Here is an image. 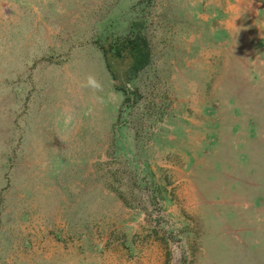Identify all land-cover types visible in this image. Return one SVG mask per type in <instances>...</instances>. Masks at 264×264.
I'll return each instance as SVG.
<instances>
[{"label": "rangeland", "instance_id": "obj_1", "mask_svg": "<svg viewBox=\"0 0 264 264\" xmlns=\"http://www.w3.org/2000/svg\"><path fill=\"white\" fill-rule=\"evenodd\" d=\"M0 264H264V0H0Z\"/></svg>", "mask_w": 264, "mask_h": 264}, {"label": "trees", "instance_id": "obj_2", "mask_svg": "<svg viewBox=\"0 0 264 264\" xmlns=\"http://www.w3.org/2000/svg\"><path fill=\"white\" fill-rule=\"evenodd\" d=\"M131 27H138V25H136V24H134V23H132L131 24ZM137 41L136 40H134V39H129V40H127L126 41V43L124 44V49H125V47L127 48V47H129V48H131V49H134L137 45V43H136ZM102 52H103V57H104V62H105V65H106V68H107V70H108V72H109V74L111 75V77H112V79L114 80V81H117V71H116V68H115V63H113L114 61H113V57H112V55L110 54V50H107V49H104V48H102ZM120 90H122L123 91V93H124V95H125V102H124V105H126V103L128 102V101H130V97H129V94L131 93V89L127 86V87H123L122 89H120ZM123 105V106H124Z\"/></svg>", "mask_w": 264, "mask_h": 264}, {"label": "clouds", "instance_id": "obj_3", "mask_svg": "<svg viewBox=\"0 0 264 264\" xmlns=\"http://www.w3.org/2000/svg\"><path fill=\"white\" fill-rule=\"evenodd\" d=\"M84 86L92 88V89H99L101 87L100 84L97 82V80L94 77H92V76H89L87 78V83ZM97 99L100 100L101 98L97 97ZM67 118L71 119L70 116H67Z\"/></svg>", "mask_w": 264, "mask_h": 264}]
</instances>
